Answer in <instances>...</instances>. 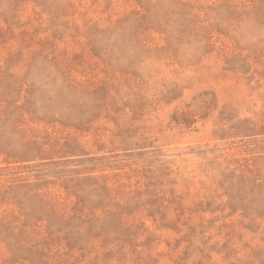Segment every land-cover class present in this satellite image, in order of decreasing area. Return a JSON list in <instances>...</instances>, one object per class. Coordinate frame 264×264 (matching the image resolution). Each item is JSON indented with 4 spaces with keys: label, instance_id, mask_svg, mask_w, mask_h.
Wrapping results in <instances>:
<instances>
[{
    "label": "rangeland",
    "instance_id": "obj_1",
    "mask_svg": "<svg viewBox=\"0 0 264 264\" xmlns=\"http://www.w3.org/2000/svg\"><path fill=\"white\" fill-rule=\"evenodd\" d=\"M0 264H264V0H0Z\"/></svg>",
    "mask_w": 264,
    "mask_h": 264
}]
</instances>
